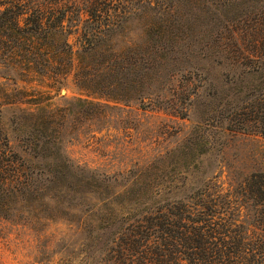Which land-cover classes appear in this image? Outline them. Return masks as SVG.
Returning <instances> with one entry per match:
<instances>
[{"label":"trees","instance_id":"1","mask_svg":"<svg viewBox=\"0 0 264 264\" xmlns=\"http://www.w3.org/2000/svg\"><path fill=\"white\" fill-rule=\"evenodd\" d=\"M38 76L83 96L17 87ZM0 80V220L71 222L111 264H264V162L237 179L224 152L264 139V0H0ZM132 104L187 120L179 144L114 174L71 160Z\"/></svg>","mask_w":264,"mask_h":264},{"label":"rangeland","instance_id":"2","mask_svg":"<svg viewBox=\"0 0 264 264\" xmlns=\"http://www.w3.org/2000/svg\"><path fill=\"white\" fill-rule=\"evenodd\" d=\"M159 1L164 3L169 0ZM187 2L188 5H199L200 0ZM80 29L81 24L73 28L69 37L75 51L78 50ZM139 32L141 26L134 22L128 26L126 37L136 39ZM39 78L30 84L19 82L17 87L36 97L40 93H51L54 95L51 100L54 107L64 105L62 97L74 99L83 96L71 80L61 89L50 90ZM5 88L9 89V93L14 90L13 85ZM28 99L23 98L22 103L11 106L12 109H30V104L25 103ZM122 108L125 109L124 122L120 126L111 123L103 131L94 127L87 133L83 130L85 134L81 133L77 140L65 145L66 153L75 164L107 174L127 170L137 163L143 165L144 161L178 145L190 125L187 120L170 115V111H144L137 104ZM116 116L115 120L118 119ZM224 152L231 177L240 179L249 175L258 163L264 162V139L250 133H236L229 136ZM173 169L184 170L181 164L168 168ZM226 175L224 173L223 180ZM225 187L227 189L228 185ZM231 189L236 194L240 193ZM70 223L44 221L41 226H28L19 221L0 220V264H111L103 258V253L81 246L75 235V226Z\"/></svg>","mask_w":264,"mask_h":264},{"label":"water","instance_id":"3","mask_svg":"<svg viewBox=\"0 0 264 264\" xmlns=\"http://www.w3.org/2000/svg\"><path fill=\"white\" fill-rule=\"evenodd\" d=\"M62 93H64V91H62Z\"/></svg>","mask_w":264,"mask_h":264}]
</instances>
